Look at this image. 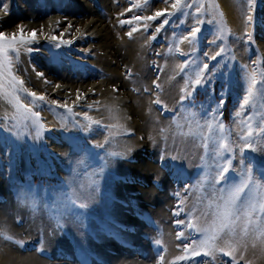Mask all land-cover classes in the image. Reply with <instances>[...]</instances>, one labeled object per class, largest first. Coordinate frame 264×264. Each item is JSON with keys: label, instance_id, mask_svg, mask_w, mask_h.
Returning <instances> with one entry per match:
<instances>
[{"label": "rangeland", "instance_id": "rangeland-1", "mask_svg": "<svg viewBox=\"0 0 264 264\" xmlns=\"http://www.w3.org/2000/svg\"><path fill=\"white\" fill-rule=\"evenodd\" d=\"M31 1H36L33 8L40 11L41 23L66 14V19L76 18L78 25L69 28L65 20L51 34L42 23L32 44L16 45L18 51L10 52L8 62L0 57V264H231L232 257L223 252L203 255L200 241L205 233L197 229L212 224L223 204L221 198H227V190L240 183L242 171L249 166L252 179L241 194L247 208L245 218L240 224L231 218L230 229L218 243L225 251L237 248L239 264H264V250L258 242L264 236V206L252 204L257 198L252 190L255 181L264 186V34L260 32H264V0H256L253 6L248 3L245 10L241 44L247 61H241L232 46V31L217 0H181L177 9L171 7L173 0H138L146 6L137 14L141 17L166 12L156 21H136L133 17L137 15L110 16L131 7L129 0H74L78 13L73 14L60 12L69 9L72 0H20L23 4ZM165 18L169 23L157 33L156 27ZM96 19L110 30L114 19L124 33L123 41L143 38L141 68H132L130 62L125 69L119 63L121 75L115 78L97 61L104 52L88 51L87 46L97 41L84 38L55 46L61 39H72L79 23ZM121 19L132 22L121 26ZM22 21L32 23L28 18L14 24ZM133 27L138 30L130 38L127 33ZM192 28L200 29L195 38ZM63 29L70 30L68 36L62 35ZM6 30L0 29L8 37L20 34ZM113 33V39L120 42ZM53 35L56 41L49 39ZM28 47L33 51L29 53ZM107 62L115 66L110 57ZM243 65L251 71L246 82L239 75ZM37 72L43 75L38 77ZM59 73L84 81L83 94L95 92L93 99L102 103L70 104L65 97L47 98L32 89L33 78L45 86H62L67 80ZM13 76L24 81L23 85L15 83ZM53 76L54 82L49 80ZM118 78L125 85L121 89L108 83L98 85ZM197 79L205 81L203 86L196 85ZM28 92L43 95L45 100ZM245 97L248 104L242 107ZM157 99L160 104L154 103ZM105 100L119 102L112 105L117 110L127 103L136 112L146 103L149 113L137 117L128 111L116 122L105 111ZM140 123L144 128H138ZM150 125L154 126L152 134ZM244 143L252 149L245 148L242 154ZM228 161L230 170L226 181H221L219 173L229 167ZM69 200L77 205L86 202L88 207L68 211L65 204ZM181 220L183 224L178 223ZM189 222L196 227L189 228ZM185 243L190 246L187 251ZM194 250L201 255H193ZM240 251L244 260H239ZM177 256L187 258L177 260Z\"/></svg>", "mask_w": 264, "mask_h": 264}, {"label": "bare ground", "instance_id": "bare-ground-1", "mask_svg": "<svg viewBox=\"0 0 264 264\" xmlns=\"http://www.w3.org/2000/svg\"><path fill=\"white\" fill-rule=\"evenodd\" d=\"M129 1L131 3L133 2V4H132L131 7L125 6L122 9H118L119 10L118 16H117V12L116 13H114V12L109 13L110 16L111 15H115V17H119V19H120V16H122V17L128 16V18H129L130 15H137V14H139L140 12L143 11L142 9H144L146 7L143 4H140L138 2V0L137 1H135V0H129ZM5 2L9 5V13L10 14L7 15V16H5L4 13H1L0 12V29H6L7 28L6 31L8 33H10L11 31H18L19 28L17 26H22L23 27V30L26 31L27 33L31 32L33 29H35L36 32L38 33V32H40L39 30H40V27H41V25L43 23L46 26V30L48 32H51V34H53L52 32L55 31V28L58 27V26H61L65 22V20L68 22V24L70 22L69 28L70 27H73L74 24L78 25V20L76 18H74L72 20H69L70 17H72V15L69 18H67V19L64 17V15H66L64 13H67V14L78 13V11H74V9L76 7H78L77 4L74 3V0H72V3L70 5L71 7L69 9L66 8V7L63 8V9H60L61 10L60 12H62L64 14L63 16H61V17L54 16L52 20H49L47 22H42V23L40 22V19H39V16L40 15H38V13H40V11L37 10V9H35V8H33V6H35L34 5V2L36 4V1L25 2V4L21 3L20 0H5ZM116 2H117V0H116ZM217 2L219 4V8L222 11L225 24L232 31V37H231L232 38V40H231L232 46L236 49L237 52H239L240 60L241 61H245L246 58H245V54H243V50H246V49H244V47L242 46L241 40H242V34H243V32L246 31V26H245L246 24H245V20H244L245 17L244 16L246 15L245 14V10L248 7V1L247 0H217ZM87 3H89V2H87ZM119 3H121V1H119ZM45 4H47V3H45ZM14 5L17 6V8H18L17 11L14 10V8H13ZM54 6L55 7H58L57 5H53L51 7H54ZM88 6H90V4ZM147 6H149V5H147ZM89 10H91V8ZM121 14H123V15H121ZM63 17H64V19H63ZM81 17H82V15H81ZM28 18H31L32 19V23H27L26 21L25 22L22 21L21 23L18 22V24H16V25L14 24V22H16V20H24V19H28ZM80 19L82 20V18H80ZM129 20H131V19H129ZM6 21H9V23L8 24L5 23ZM98 21H99V19H96V20L90 22L91 23V26H89L90 25L89 22H88L89 24H84V25L82 23H79V25H80L79 28H81V29H79V28L77 29V32L75 33V35H73L74 37L72 39H69L67 37L68 34H69L68 31H70V30H64L63 29L66 32H62V35L65 36L68 33L66 37L68 38V40L72 41V44L73 43L80 42V41L84 40V38L97 41V44L94 43L95 45L94 44L93 45L91 44L90 46H87V47H89V50L88 51H94L96 53H97V51H103L104 52V56L103 57H98L97 56V58H98L97 61H98L99 65H102V66L105 65L107 67V71L108 72H112L111 75L114 76V77L115 76L120 77V75H121V73L119 71L120 67L118 66L119 63H122V64L126 65L124 67L125 69H127L128 67H130L129 66V63L130 62H132V65H131L132 68H136V66L138 68H141V63H142V60L144 59L142 57L143 54H144V43H142L143 38L140 37V36H136V37H134L135 39L132 40V41H129V42L123 41L122 36H123L124 33L123 34L120 33V30L115 25V22L116 21L113 19V23H112L113 25L112 26H113V30L115 31V33H113V35L114 36H117V38L120 39V42H118V41L114 40L113 37L110 34L111 31L113 32V30L112 29L111 30L108 29L107 24L104 23V21H99V22ZM97 22H98V24H97ZM15 28H17V29L15 30ZM260 32H262L264 34L263 30L260 31ZM47 35L48 34H46L45 37H47ZM141 38H142V41L140 40ZM47 43H48V41H47ZM116 43L118 44L117 48H115V45H117ZM86 44H88V43H86ZM122 45L123 46L126 45V47L124 46L125 47V49H124L125 50L124 55H121V53L119 52L122 49V47H123ZM262 48H263L262 51L264 53V45H262ZM108 57H110V62L113 61V60L115 61V66L114 67L111 66L109 64V62L106 63V58H108ZM137 60H138V62H136ZM167 64L168 63L166 62V65ZM97 65H96V67L99 68ZM167 69H170V68L168 67ZM20 70H21V66H20ZM103 71H105V70H103ZM104 73H107V72L105 71ZM59 74L61 75V77H63L62 79L67 80V82L65 84H63L62 86L57 85V83H56V85H53L52 87L48 86L47 84L45 86L42 82L35 81L34 78H33L32 80H30V82H32V87H33L32 89H37V90L43 92L44 93V96L47 97V98L51 97V98L55 99L56 97H65L66 103H70L71 102V103L79 104V102H84V101H87V100H92V101H94L96 103H102V100L93 99V94L95 92L90 91V92L86 93V95L83 94V89L85 87L84 81L70 80L69 77L66 76V75H64L63 73H59ZM250 74H251V71L249 70V67L246 66V65H243V67L241 69V73L239 74L240 77H241V79L243 80V82H246V81L249 80ZM22 75H25V74H22ZM123 75H124V73H123ZM117 77H115V78H117ZM124 78H126V77H124ZM55 79L56 78H54V76L53 77H49V80H51L53 82L55 81ZM105 80H106V78H105ZM110 81H108V79H107V81H103L102 80L98 85H100V87H101V85L106 86V84L108 83L109 85L118 86V87H120V89H121V87H124L125 86L123 83H120L119 82V81H121V79H119V78L118 79H114L113 82L112 81L110 82ZM25 82H27V81H25ZM30 87H31V85H30ZM68 91H70V92L67 94ZM88 91H89V89H88ZM242 92L243 93L246 92L245 88H243V91ZM78 96L80 97L79 100L77 99ZM98 98H100V97H98ZM107 98H104V99L107 100ZM135 98L137 99V97H133L134 100H136ZM126 99H128V98H126ZM106 100H105V102H103V104H105V111H107V114L110 115V116H112L115 119L116 122H118V120L121 121L122 119H121L120 115L121 114L123 115L124 113H126L128 111H130V113L131 112L132 113H135V115H137V117H143V116L145 117V114L146 113H149L148 112V109H147L148 107H145V106H148L149 104L146 105V103H144L145 105L140 106V109L138 107L139 110H137L138 112H136L134 109H132L131 107H129L130 105L128 104L129 105L128 106L127 103H126V105H124V103L122 104L124 106V108H122L123 107L122 106L121 107L122 109L117 110L116 107H114L112 105H114V104L119 105L118 104L119 102H116V103L108 102L107 103ZM137 101H138V99H137ZM138 103H139V101H138ZM149 107H151V106H149ZM134 108L136 109L137 107L134 106ZM153 111L155 112V110H153ZM96 115H98V114H96ZM100 115H102V114H100ZM128 115H127V117H128ZM131 115L132 114H130V116ZM97 117H99V115ZM123 121L126 123V119L123 120ZM138 121H139L138 118H136L135 123L138 122ZM117 124H120V122L119 123H116V125ZM135 126L137 127V124H135ZM118 127H120V126H118ZM123 127H124V125H123ZM142 127H143V125L141 123L138 124V128H142ZM152 127L154 128L153 125H150V133L151 134H152V132H151L152 131ZM132 130H134V129H132ZM139 131H142V130L139 129ZM243 152H244V150H243ZM245 152H247V150H245ZM224 154H225V151H224ZM253 166H254V164H253ZM263 189H264V186L259 185L256 181H255L254 185L252 186L253 192H256L257 193V198L252 203V204H255L256 205V208H260V207H263L264 206V197L261 195V192H262ZM213 199H215V198H213ZM11 210H13V208ZM246 212H247V208L242 205L240 207L239 212L235 216H233L232 218L236 217L237 224H240V223L243 222L242 218H243V216H244V214ZM244 218H245V216H244ZM260 224H261V222H260ZM256 242H257V240H256ZM258 242L261 244L260 246H262V248L264 250V236L260 237L258 239ZM5 257H6V255H5ZM9 257H11V256H9ZM27 259L28 258H26V260ZM27 264H29V263H27Z\"/></svg>", "mask_w": 264, "mask_h": 264}, {"label": "snow or ice", "instance_id": "snow-or-ice-1", "mask_svg": "<svg viewBox=\"0 0 264 264\" xmlns=\"http://www.w3.org/2000/svg\"><path fill=\"white\" fill-rule=\"evenodd\" d=\"M181 0H173V3L171 5V7L173 9H177L178 5H180ZM248 3L250 6H253L256 3V0H248ZM0 12H3L5 16L9 15V5L5 2V0H0ZM123 15V14H121ZM166 16V12L165 11H156L154 15H150V16H146V17H141L139 15L133 17L134 20L136 21H140V20H145V21H156L157 18L159 17H165ZM253 18L252 17H248V20L251 21ZM132 21L131 20H124L121 19L120 20V25L123 26L125 24H130ZM169 23V20L167 18H165L164 20L161 21V23L159 24L158 27H156L155 31L157 33H159L164 27L165 25H167ZM19 28V35L16 33H13V35L11 37L6 36V34L3 31H0V57H3V60L8 62L11 60V56H10V52L11 53H17V48L15 47L16 45H29L32 44L35 41L37 32L35 29H33L31 32L24 34V30L22 26H17ZM149 25L145 24L144 25V29L145 31H147ZM138 29L133 27L131 29V31H129L127 33V35L131 38L132 34L134 32H136ZM200 31V29L198 28H192L191 29V36L193 38L196 37L197 33ZM50 40L56 41L58 38L53 35L49 37ZM71 45L72 41L70 40H63L61 39L60 42L58 44H56L55 46L57 48L60 47V45ZM27 51L30 53L33 51L32 47H28ZM207 55V54H205ZM220 53H217V56H219ZM216 57H212V59H215ZM204 68L205 69H209V65L207 63L204 64ZM10 74V73H9ZM36 75L42 76L43 74L40 72H37ZM12 80L15 83H18L20 85H23L24 81L22 80H18L16 77H12ZM155 83V82H154ZM197 86H203V84L205 83V81H202L200 79H197L195 81ZM157 87H159V85H157ZM22 91L27 92V89L25 88H21ZM115 91V89H114ZM145 91H150L149 89H145ZM28 95L40 100V101H44L45 97L43 95L38 96L36 95L35 92H28ZM191 95V94H189ZM79 96L77 97V99L79 100ZM16 100L19 101V97H16ZM53 103H56V101H53ZM154 103L156 104H160L161 101L159 99L155 100ZM219 103H223V101H220ZM248 104V98L245 97L244 99V104L241 105L242 107L244 105ZM71 109H69L70 111ZM33 115H35L36 117H39V112H35L33 113ZM94 123H99L98 121H94ZM220 128H223V124L220 125ZM164 130L161 129V132H163ZM241 140H244V137H241ZM98 147H103V145H98ZM221 147H224V145H221ZM245 148H252V145L249 143H244L241 147V153L243 154V150ZM256 149L253 148V151H255ZM229 167H224L223 170L219 173L221 181H226V173L229 172L230 170V166H231V161H228ZM241 164L243 165V159H241ZM251 172L252 169L251 167H247L246 169H244L241 173V181L239 184H236L234 186H232L231 188H229L227 190L228 192V196L227 198H221L223 199V204L219 206L218 210L214 213V217L215 219L212 221V224L207 227V228H198V231L204 232L205 233V237L204 239H202L200 241V247H202L204 249L203 255L204 256H212L217 252H223V254L225 256H230L232 257V261L231 264H239V261L236 258L235 253H237L238 249L237 248H231V250L229 251H225V248L222 247L218 241L221 240L223 238L222 234H225L227 230L230 229V220L233 216H235L239 210L240 207L242 205L245 204V199L244 197H242V193H244L245 188L248 187V182L251 181L252 176H251ZM95 183V182H94ZM98 189V185L97 187L93 188V192H95ZM79 207L81 209H86L88 207V204L86 202H81L79 205L76 204L75 200H69L66 204L65 207L67 208L68 211H71L72 209ZM178 223L183 224L184 221H178ZM189 228H193L196 227V225H193L191 222L188 223ZM261 232L262 234H264V227L261 228ZM211 233V234H208ZM8 239H12L11 236L8 237ZM156 244L159 245L160 241L156 240ZM22 246V245H21ZM184 250L187 251L189 249V245L187 243H185L183 245ZM229 247H231L229 245ZM193 255L195 256H200L201 253L199 251H195L193 252ZM187 257L185 256H177L176 259L177 260H184ZM244 252L240 251L239 252V260H244ZM161 260H163V256L160 257Z\"/></svg>", "mask_w": 264, "mask_h": 264}]
</instances>
